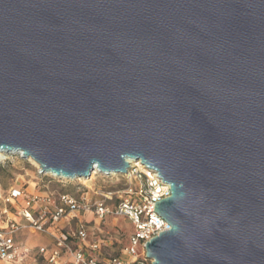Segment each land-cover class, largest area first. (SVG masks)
Segmentation results:
<instances>
[{
	"label": "water",
	"instance_id": "obj_1",
	"mask_svg": "<svg viewBox=\"0 0 264 264\" xmlns=\"http://www.w3.org/2000/svg\"><path fill=\"white\" fill-rule=\"evenodd\" d=\"M0 151L140 161L172 190L153 264H264V0H0Z\"/></svg>",
	"mask_w": 264,
	"mask_h": 264
},
{
	"label": "built area",
	"instance_id": "obj_2",
	"mask_svg": "<svg viewBox=\"0 0 264 264\" xmlns=\"http://www.w3.org/2000/svg\"><path fill=\"white\" fill-rule=\"evenodd\" d=\"M12 160L31 162L23 153H5L0 164ZM37 171L39 177L51 175L57 178L39 166ZM116 176L112 178L117 182L122 180L124 186L115 191H98L96 195L102 199L95 202L89 193H83L79 199L63 195L58 203H53L49 196L28 194L24 189L11 188L5 193L0 184V201L4 204L0 211V264L22 263L30 255L31 251L16 240V235L24 229L53 237L52 248L39 249V254L48 264H66L63 260L66 254L72 257L71 264H153L146 246L160 233L171 229L156 212L157 202L172 196L171 186L141 162L130 164L126 174ZM88 214H93L99 222H104L109 216L130 220L135 232L130 236L129 246L123 255L104 257L107 242L90 239L89 228L81 218ZM72 222L77 223L76 228L68 232L52 234L50 230L51 227L58 230L62 224ZM139 248L143 249L141 253Z\"/></svg>",
	"mask_w": 264,
	"mask_h": 264
},
{
	"label": "rangeland",
	"instance_id": "obj_3",
	"mask_svg": "<svg viewBox=\"0 0 264 264\" xmlns=\"http://www.w3.org/2000/svg\"><path fill=\"white\" fill-rule=\"evenodd\" d=\"M90 182L80 179L56 178L51 175L38 176L37 166L32 162L12 160L5 164H0V184L5 193L11 188L28 189L29 193L49 196L53 203H58L63 195H71L79 199L83 193H89L90 199L100 201L102 197L96 195L98 191H115L124 186V182H117L112 176L108 177L98 171L92 173ZM117 177V176H116ZM4 209V204L0 201V211ZM89 228L90 239H102L107 242L104 250L105 258L118 257L124 254L129 246L130 236L135 232L130 220L125 217L109 216L104 222H99L92 214L81 217ZM76 222H72L75 228ZM52 234H57L53 233ZM51 234V235H52ZM16 240L31 252L30 255L18 264H48L47 260L39 254L42 247L52 248L54 239L50 234H41L33 229H24L16 235ZM142 248L138 249L141 253Z\"/></svg>",
	"mask_w": 264,
	"mask_h": 264
},
{
	"label": "crops",
	"instance_id": "obj_4",
	"mask_svg": "<svg viewBox=\"0 0 264 264\" xmlns=\"http://www.w3.org/2000/svg\"><path fill=\"white\" fill-rule=\"evenodd\" d=\"M17 189H24V187L23 188H17ZM28 194H31V193H29V191H28V189H24ZM74 227L72 226V223H65V224H62L60 227H59V229L58 230H55V228L54 227H51V232H53V233H62V232H68V231H70L71 229H73ZM75 228H76V225H75ZM64 262L66 263V264H71L72 263V257L69 255V254H66L65 256H64Z\"/></svg>",
	"mask_w": 264,
	"mask_h": 264
},
{
	"label": "bare ground",
	"instance_id": "obj_5",
	"mask_svg": "<svg viewBox=\"0 0 264 264\" xmlns=\"http://www.w3.org/2000/svg\"><path fill=\"white\" fill-rule=\"evenodd\" d=\"M4 156H5V152L0 151V161H2L4 159ZM29 159L34 165H36L37 167L39 166L32 158H29ZM129 163L130 164H132V163H139L140 164V161H131L130 160ZM96 171H98V170H96ZM112 176L116 177V174H112ZM80 180L81 181H85V182H90L92 180V178L91 177H89V178H80Z\"/></svg>",
	"mask_w": 264,
	"mask_h": 264
}]
</instances>
